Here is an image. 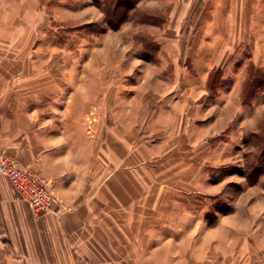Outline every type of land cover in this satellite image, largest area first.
Segmentation results:
<instances>
[{"label":"crops","instance_id":"0c3cea01","mask_svg":"<svg viewBox=\"0 0 264 264\" xmlns=\"http://www.w3.org/2000/svg\"><path fill=\"white\" fill-rule=\"evenodd\" d=\"M164 2L180 35L190 22L174 48L190 54L170 91L131 96L153 109L148 138L138 118L124 124L132 107L105 104L102 115L120 116L113 127L100 139L84 128L77 137L74 123L55 117L70 109L61 107L60 75L45 76V60L30 57L26 29L0 26V156L44 178L62 208L35 214L0 174V264H238L235 250L221 249L220 217L206 218L202 196L211 193L190 182L191 172L204 183L219 162L200 154L213 140L192 132L203 98H220L209 94L212 70H264V0Z\"/></svg>","mask_w":264,"mask_h":264},{"label":"rangeland","instance_id":"374dc122","mask_svg":"<svg viewBox=\"0 0 264 264\" xmlns=\"http://www.w3.org/2000/svg\"><path fill=\"white\" fill-rule=\"evenodd\" d=\"M167 7L164 0H0V26L26 29L30 57L45 60V76L60 75L61 107L73 111L55 117L74 123L77 137H85L84 128L100 139L113 127L120 116L102 115L105 104L132 107L122 116L124 124L138 118L139 131L148 138L153 109L137 100L131 104V96L170 91L190 54L174 49L186 41L190 22L180 35L173 20L162 15ZM262 74L247 66L233 73L212 70L209 94L220 98H203L198 129L192 132L195 140H213L214 148L200 154L219 162L206 170L204 183L191 172L190 182L211 193L202 196L206 218L220 217L221 249L235 250L238 264H264ZM185 85L195 89L196 80ZM224 233L232 242L223 241Z\"/></svg>","mask_w":264,"mask_h":264},{"label":"built area","instance_id":"2783aa9c","mask_svg":"<svg viewBox=\"0 0 264 264\" xmlns=\"http://www.w3.org/2000/svg\"><path fill=\"white\" fill-rule=\"evenodd\" d=\"M0 174L10 181L20 198L29 204L35 214L61 213V205L54 198L50 184L33 170L17 169L14 159L2 155Z\"/></svg>","mask_w":264,"mask_h":264},{"label":"trees","instance_id":"16d2710c","mask_svg":"<svg viewBox=\"0 0 264 264\" xmlns=\"http://www.w3.org/2000/svg\"><path fill=\"white\" fill-rule=\"evenodd\" d=\"M252 78H253V77H252ZM255 78H256V77H254L253 79H255ZM259 78L261 79L260 82H263V83H264V74H262V76H260ZM253 79H252V80H253ZM252 80H249V81L247 80L246 82H249V83H250V81H252Z\"/></svg>","mask_w":264,"mask_h":264}]
</instances>
